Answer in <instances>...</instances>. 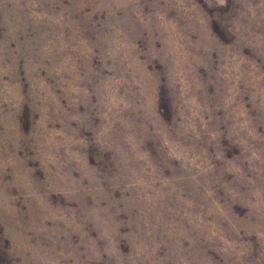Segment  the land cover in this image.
Instances as JSON below:
<instances>
[{
	"label": "rangeland",
	"instance_id": "rangeland-1",
	"mask_svg": "<svg viewBox=\"0 0 264 264\" xmlns=\"http://www.w3.org/2000/svg\"><path fill=\"white\" fill-rule=\"evenodd\" d=\"M259 3L0 0V264H264Z\"/></svg>",
	"mask_w": 264,
	"mask_h": 264
},
{
	"label": "clouds",
	"instance_id": "clouds-1",
	"mask_svg": "<svg viewBox=\"0 0 264 264\" xmlns=\"http://www.w3.org/2000/svg\"><path fill=\"white\" fill-rule=\"evenodd\" d=\"M114 2L119 3L121 6H126L128 3L131 2V0H114ZM218 5L223 6L227 3V0H217ZM260 12L261 16L264 17V0H260V3L256 5L255 7L249 6L248 7V13L251 14V17L255 18L257 15V12ZM247 15V14H245ZM246 30L245 26L241 24L237 30ZM114 32H115V39L119 40L123 36V32L120 29V27L114 26ZM232 63L235 68V73L233 78L237 81V83L243 78V73L241 72V65L244 63L242 60L239 59V57H233L232 58ZM255 68V66H253ZM183 69V70H181ZM175 76L178 81L183 82L186 77L190 76V69H188L187 65L184 64H179L177 65V70L175 72ZM160 86L161 87H166V81L168 80L167 74L161 73L160 77ZM260 80H264V75L260 77ZM74 91H79L78 89H74ZM87 94V93H85ZM238 94V92H235L232 97V102L234 103V96ZM258 95L260 98V103L261 105H264V87L260 88L258 90ZM50 109L45 108V116L47 115V112ZM111 111V109H109ZM242 115V113L240 114ZM73 120H80L81 117L79 115H73L71 117ZM237 119H239V115L237 116ZM238 128L240 129L241 132L245 133L247 136H249L251 139L255 140L258 137L254 135L252 132L249 131L250 128V122L248 121L247 117L244 116V121L243 123H240L237 125ZM42 130L47 128V121L45 120L42 125H41ZM111 131V128L106 126L101 130V137H107ZM213 139H215V136H213ZM50 146H53V141H48ZM75 147H82V148H87L88 147V142L84 139H75L74 140V145ZM249 159H257L261 160L262 163H264V157L257 155V153L253 152L251 157ZM49 163L53 165V167L57 166V161L55 159H50ZM56 178L63 182L65 180L64 175L61 172H57ZM253 195L257 196L260 198V194L253 193ZM261 203L264 204V198H260ZM18 247L20 248L21 252V258L23 260V264H59V261L52 256H49L46 252V250L31 246L25 239H19L18 240Z\"/></svg>",
	"mask_w": 264,
	"mask_h": 264
}]
</instances>
